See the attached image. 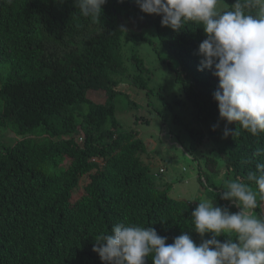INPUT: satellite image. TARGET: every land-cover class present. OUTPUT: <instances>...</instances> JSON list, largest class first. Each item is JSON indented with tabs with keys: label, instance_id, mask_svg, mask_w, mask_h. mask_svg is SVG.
<instances>
[{
	"label": "trees",
	"instance_id": "obj_1",
	"mask_svg": "<svg viewBox=\"0 0 264 264\" xmlns=\"http://www.w3.org/2000/svg\"><path fill=\"white\" fill-rule=\"evenodd\" d=\"M225 1L232 10L236 0ZM77 12L73 0H0V127L19 137L0 149V264H103L93 251L95 239L111 234L118 222L154 227L169 244L184 232L202 241L191 215L198 205L171 197L173 184L162 182L165 170L152 171L144 159L147 146L139 132L120 129L115 87L128 72L124 46L139 32L126 28L151 27L178 61L176 81L183 85L184 97L163 98V106L190 104L196 122L223 135L227 122L213 96L219 79L198 70L203 27L189 21L173 31L135 0H108L96 23ZM129 61L137 69L129 74L132 83L150 92L144 60L134 53ZM91 91L105 102L94 101ZM214 121L223 128L213 131ZM174 123L187 127L192 149L206 138L179 115ZM228 126L239 134L218 149L224 168L220 172L218 161L207 157L198 178L216 190L222 207L231 203L220 198L227 181L248 184L261 211L264 193L248 176L264 162L253 155L264 147V132L253 136L235 123ZM84 177L88 182L75 195ZM146 264H153L151 256Z\"/></svg>",
	"mask_w": 264,
	"mask_h": 264
},
{
	"label": "clouds",
	"instance_id": "obj_2",
	"mask_svg": "<svg viewBox=\"0 0 264 264\" xmlns=\"http://www.w3.org/2000/svg\"><path fill=\"white\" fill-rule=\"evenodd\" d=\"M77 14L96 23L101 21L108 0H73ZM143 13L161 16V25L181 31L191 21L206 34L198 48L199 71L218 77L213 93L220 120L227 123L223 137L239 134L228 125L235 123L253 136L264 132V0H236L232 10L218 9L220 0H135ZM219 123L212 130L219 128ZM264 158V147L253 154ZM244 163H252L249 159ZM249 181L264 193V162L255 164ZM239 209L214 202H199L192 211L197 244L188 232L167 243L154 227L118 222L111 234L95 239L93 251L103 264H264V216L253 213L257 193L239 180L227 181L220 196ZM210 234V238H204ZM234 234L235 239H232ZM224 236L222 242L218 237Z\"/></svg>",
	"mask_w": 264,
	"mask_h": 264
},
{
	"label": "rangeland",
	"instance_id": "obj_3",
	"mask_svg": "<svg viewBox=\"0 0 264 264\" xmlns=\"http://www.w3.org/2000/svg\"><path fill=\"white\" fill-rule=\"evenodd\" d=\"M218 9L221 11L230 10L225 0H220ZM132 25L128 30L139 31L136 35L130 36L127 47L124 46V56L128 66V72L124 76L116 78L117 96V118L121 130H136L147 146V153L144 159L151 165L152 171L164 169L161 175L162 182L173 184L171 197L184 199L191 204L198 205L199 202H214L216 205L215 193L209 183L198 178V169L206 170L205 161L207 157L218 161L217 170L220 172L225 166L218 149L224 141L223 135L215 136L209 132V126L198 123L193 118L192 106L179 108L173 105L172 108L163 106V98L172 102L177 97H184L183 85L176 81V71L180 69L178 61L168 50L161 46L157 39L155 29ZM141 29V30H140ZM137 54L144 60L148 72L144 75L148 81V92L135 86L130 75L137 73L136 67L130 65L129 57ZM187 80L190 78L187 77ZM160 90V92H159ZM160 93V94H159ZM89 96L96 102H105L98 93L91 91ZM169 114V115H168ZM168 115L167 119L161 118ZM179 115L189 127L201 129L206 138L198 143L195 149L190 147L194 142L187 127L184 124L174 123V116ZM219 122L214 121L213 125ZM219 127L223 125L219 123ZM16 136L10 129L0 127V149L1 143L12 145L17 141ZM217 178V175H213ZM158 181L159 178L155 177ZM88 178H82L79 189L75 192L78 195L87 184ZM77 197V196H76ZM230 211L237 212L239 209L232 202L225 203ZM257 216H264V205L261 211L253 210Z\"/></svg>",
	"mask_w": 264,
	"mask_h": 264
},
{
	"label": "built area",
	"instance_id": "obj_4",
	"mask_svg": "<svg viewBox=\"0 0 264 264\" xmlns=\"http://www.w3.org/2000/svg\"><path fill=\"white\" fill-rule=\"evenodd\" d=\"M80 141H81V139H80ZM162 171V170H161Z\"/></svg>",
	"mask_w": 264,
	"mask_h": 264
}]
</instances>
